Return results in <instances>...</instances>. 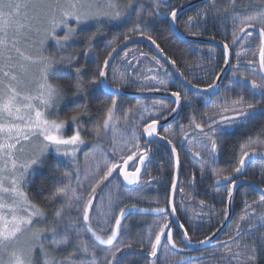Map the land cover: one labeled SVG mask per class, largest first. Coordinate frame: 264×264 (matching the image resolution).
<instances>
[{"label":"snow or ice","instance_id":"obj_1","mask_svg":"<svg viewBox=\"0 0 264 264\" xmlns=\"http://www.w3.org/2000/svg\"><path fill=\"white\" fill-rule=\"evenodd\" d=\"M161 3L165 9L163 13ZM182 7L183 5L180 8L171 7L168 10V0H160L151 8L146 7L144 0H126V3L122 0H0V264H124L118 254L133 248L132 243L121 239V221L129 206L125 204L120 207L119 215L113 216V193L119 190L120 185L116 184L100 195L99 201L94 205L97 190L101 185H105V182L111 184L110 178L117 174L127 185L136 186L135 191H140L141 173L142 170L147 172L152 152L149 145L153 143L154 138L171 146L175 168L179 171L181 161L177 146L167 135H160L158 125L162 120L177 114L182 101L188 102L189 98L187 95L182 96L179 91H172L170 95L174 98L175 107L154 103V111L148 112L150 118L147 121L144 115L140 116L142 123L139 128L142 130L139 135L134 130L131 137L125 139L122 133L120 141L113 135L111 155L102 151L99 159L93 156V166L82 170L76 154L85 139L79 127L73 134L64 135L68 121L59 118V108L66 99V89L59 81L70 80L73 73L75 74L74 97L86 96L88 90L98 84L109 86L106 69L113 53L117 52L118 45L111 48L103 66H98L91 74L92 78L85 83L86 66H74L77 59L75 55L65 60L63 57L57 59L47 54V43L54 40L57 46L63 49L65 43L76 35L80 25L89 22H95L97 25H102L103 22L126 23L131 20L133 12L136 15L130 29L133 33L144 35V29L149 24L145 19V12L148 16L167 15L171 21L169 28L172 29ZM209 16L221 23H231L233 44L242 38L247 41L253 36V32L258 34L259 44L257 51L252 53L254 57L258 55V60L243 61L251 75L239 72L242 55L239 51L235 54L237 60L234 67L237 70L231 73L237 82H242V86H250L248 91L255 103L246 100L243 92L237 93L235 98L225 95L214 103L209 101L212 108L200 122H197L195 117L190 120L188 128L196 134L189 144L194 141L200 146V150L195 151L194 155L201 157L203 151L209 157L207 161L201 157V174L204 173V164L216 162V154L221 147V136L228 129L245 127L257 113H264V0H248L246 4H242V0H223V7L219 6L216 0H212L206 9L197 12L194 17H188L186 30L204 22ZM70 21H74L75 25ZM60 29L64 30L63 36L57 34ZM100 31L101 28L98 27L97 33ZM97 33L87 38L86 43L89 46ZM188 35L200 33L188 31ZM131 38L130 35H125L124 41ZM146 38L158 52L163 53V49L152 36L148 35ZM223 51L224 63L227 65L228 43L223 44ZM128 55L129 52L125 51L122 60L127 61ZM141 56L146 54L141 53ZM151 59L159 69H163L157 57L153 56ZM169 62L175 67L174 60ZM223 71L224 69H221L220 73ZM220 73H216L213 83L202 90L198 84L187 78L186 84L192 89L207 92L218 87L215 81L220 79ZM179 74L183 77V73ZM164 75L169 76L170 73L164 70ZM115 80L114 75L113 84ZM143 81H155L159 86L147 87L142 84L141 91L167 90L165 79L158 75L144 76ZM117 106V99H112L104 112L102 123L93 130L98 140L102 138V132L104 135L110 130L115 132L118 121L114 112ZM78 118V115H72L70 119L75 124ZM180 128L184 139L187 140V130L182 125ZM141 137L148 139L142 144ZM253 143L249 138L248 143L240 145L239 159L230 174H221L212 169L217 183L223 181L228 185V204L232 202L238 175L245 169L246 161L250 162L252 157L264 159V148L253 146ZM50 147L55 148L58 157L70 159L76 176V187L73 188L69 172L52 171L55 184L46 199L49 205L59 201V206L52 210L51 220L47 219L48 207L34 200L29 188L31 177L38 169L48 164ZM43 187V184L39 186L41 192ZM172 190H176L175 178ZM261 193L259 200L244 201V214L227 234L228 238L219 242L221 247L217 251L222 255L217 264H260V256L264 252V188H261ZM131 207L135 208V205ZM93 211L95 223L90 215ZM151 211L162 219L158 223L154 239L153 233H149L150 250L146 253L152 258L149 264H158V251L161 249L164 251L165 264H170L168 246L170 245L171 249L177 247L173 240L171 221L165 208L157 207ZM175 213L176 208L173 206L171 215ZM223 214L227 219V208L223 210ZM111 219H114V225L106 227ZM179 227L182 229V238L191 245L192 238L184 223H180ZM215 234L213 232L211 236L196 243L205 245ZM162 238H165L163 242ZM37 251L40 253L39 261ZM182 262L183 257H180L177 264Z\"/></svg>","mask_w":264,"mask_h":264},{"label":"flooded vegetation","instance_id":"obj_2","mask_svg":"<svg viewBox=\"0 0 264 264\" xmlns=\"http://www.w3.org/2000/svg\"><path fill=\"white\" fill-rule=\"evenodd\" d=\"M173 1L172 4H169ZM175 1H179L175 6ZM195 0H169V9L171 7L180 8L181 5L192 3ZM158 3V2H156ZM212 0L207 1L204 4L195 6V8L189 9L200 12L206 9ZM161 7L164 8L162 4ZM196 12V13H197ZM185 13L179 15L183 16ZM178 16V18H179ZM167 18L169 27L170 17ZM186 20V19H185ZM185 20L183 22H185ZM210 23V24H209ZM178 24V25H177ZM186 24V23H185ZM199 27L193 26L186 30V27H182L181 21L175 22L177 31L184 37L200 38L202 40H210L216 43L218 46L206 45L204 43L183 42L173 33L170 29V34L173 39L181 42L175 54L170 52L168 55L161 53L164 60L152 51L151 48L144 45L146 48H137L134 46H142L141 44H134L131 47L121 51L120 54L112 61L111 66L107 72V79L109 86L118 91H128L136 93L155 92V91H141L142 84H146L147 87H157L155 81L145 82L144 76L158 75L165 79L167 83V90L162 89L161 93L170 94L172 91H179L181 95H187L188 102L182 101V106L178 110L177 114H174L167 125L158 126L160 135H167L177 146L179 153L181 167L179 171L175 168V158L171 154V146L165 141H161L158 138H154L153 143L149 145L152 152L150 153L151 160L147 164V172L142 170L141 173V185L140 191H135L136 186L127 185L123 183V178L114 174L110 181L105 182V185H101V188L97 190V200L94 201V205L99 201L100 195L108 192L114 185L119 184L118 191L113 193L115 198L114 215H119V208L124 207L127 204L129 207L126 209V215L122 218V235L121 238L128 240L132 243L133 248L125 250L119 256L122 261H129L133 258L132 264H149L152 259L146 255L149 249L148 239L149 233H154L158 228V223L162 219L155 212L151 211L157 207H163L167 210L169 220L171 221V227L173 231V240L177 247L170 249L171 262L170 264H177V260L183 257L182 264H217L220 261L222 253L217 251L221 247L220 241L226 240L227 234L232 230L237 222L238 218L244 214V201L249 202L259 200L262 193L261 188H264V159L257 157L246 165L242 174L238 175V184L234 189V195L231 204L227 203L225 182L221 181L217 183L216 178L212 174V169L221 174H230L232 169L236 166L239 159L240 147L235 145L234 154L228 156L229 139L236 135L237 143H241L242 140L248 138L243 144L248 143L249 138L254 142L253 146H259L264 148V134L252 135L248 133L251 130V126L255 125L259 119L264 120V113H257L255 118L250 120L245 127L231 128L221 136V147L216 154L215 163L204 164V173L201 174V157L203 160H209V157L205 152H201V157L194 155L195 151L200 150L199 144L194 141L189 144L192 137L196 134L192 129L188 128L192 117L196 118L197 122H200L205 117V113H208L212 108V103L216 102L218 98L225 95L236 97L237 93L243 92L245 99L255 103V99L252 98L248 91L250 86H242V83L232 77L231 73L237 70L236 65V52H241V64L239 72L243 75H251V71L247 69L243 61L248 59L258 60V55L253 56L252 53L257 51L259 44L258 34L253 32V36L245 41L243 38L238 40L237 43H232L233 28L231 23L222 24L214 19H207L201 22ZM188 31H198L200 35H188ZM147 39L146 36H142ZM140 36V38H142ZM138 38V37H132ZM130 40V39H129ZM148 40V39H147ZM123 42H125L123 40ZM121 42V43H123ZM120 43V44H121ZM229 44V63H224V51L223 44ZM119 46V45H118ZM134 47V48H132ZM174 49V50H176ZM173 50V49H172ZM125 51L129 52L127 61L122 60ZM141 53L146 56H141ZM153 56L157 57L160 64L163 65V69H159L155 62L151 59ZM167 58V59H166ZM169 60L176 62L175 67L172 66ZM130 62V63H129ZM103 64V63H102ZM103 66V65H102ZM149 69H152L150 72ZM224 69L222 73L220 70ZM164 70L170 73L169 76L164 75ZM225 72V73H224ZM183 73V77L179 74ZM220 73V76L224 73L223 77L215 81L218 85L216 89H209L207 92L198 91L187 86L185 78L192 80L193 83L199 85L202 90L206 88L208 84L213 83L215 80V74ZM116 80L113 84V76ZM99 86V84H98ZM99 92H102V87L99 86ZM106 95V94H104ZM108 96V95H107ZM112 99H117L118 106L114 112V115L118 120L124 118H132L134 121L132 125L128 126V129L124 132V138L131 137V133L136 131L139 135L142 129L139 125L142 123L140 120L141 107L148 112L154 111L153 104H165L170 107H175L173 101L174 98H155V99H138L129 98L125 96H108ZM211 101L212 103H210ZM142 102L143 104H139ZM123 111H126L123 113ZM141 113V114H140ZM145 121L150 117L144 116ZM166 120H162L160 123H165ZM121 123V122H120ZM183 126L188 132V139H184V133L181 131L180 126ZM207 131V129H205ZM103 135V151L110 153L111 142H108V137L112 141V135L110 132ZM107 136V137H106ZM147 140V137H141V143ZM159 140V141H158ZM161 141V142H160ZM108 144H110L108 146ZM170 146V148H169ZM131 170V169H130ZM193 174L195 178L193 179ZM155 177V179H151ZM176 180V190L173 198V206L176 208L175 215H171L169 208V201L171 196L172 182ZM150 181V183H145ZM253 185H251V184ZM107 185V187H106ZM183 189V192H181ZM219 189V191H217ZM135 205V208L131 206ZM259 209V206H256ZM227 208V219L224 218L223 210ZM142 209L147 211H141ZM93 211L90 215H94ZM175 217V219H174ZM111 226L114 225V219L110 221ZM180 223H184L185 228L189 232V236L192 238V244L188 245L182 238V229L179 227ZM224 226V228H222ZM219 229V231H217ZM215 232V236H212L211 240L205 245L197 244L196 241L204 240L205 237L211 236ZM247 235V232H245ZM165 238H162V242ZM141 245H143V251H141ZM162 250L158 251V264H165V256ZM124 262V261H123ZM222 264V262H221ZM260 264H264V252L260 256Z\"/></svg>","mask_w":264,"mask_h":264},{"label":"trees","instance_id":"obj_3","mask_svg":"<svg viewBox=\"0 0 264 264\" xmlns=\"http://www.w3.org/2000/svg\"><path fill=\"white\" fill-rule=\"evenodd\" d=\"M153 3L150 7H152L156 2L151 0ZM217 4L221 7H223V0H216ZM248 0H242V4H246ZM173 1H171L169 4H172ZM179 1H175L174 5L177 6ZM162 13L165 11L163 7H161ZM196 9L190 10L185 13L183 16H179L178 21H181L182 27L185 28V23L188 20V17L195 16L196 15ZM145 19L149 21L148 27L144 29V36H152L153 39L157 41V43L160 45V47L163 49V52L165 55H168V53H176L180 50H177L175 47H178L181 42L176 41L171 37L170 34V28L168 27L167 18L164 19V14L160 16H148L147 12L144 14ZM186 19V20H185ZM207 19H211V16H209ZM185 20V22H183ZM135 21V18H133L132 21L129 23L120 25L119 27L113 28V27H106L101 26V31L97 33V28L89 27L85 30L79 31V37L84 36L87 32L88 35L92 36L93 33H97L99 38L98 40L89 46L84 39L80 40L79 43L75 46L77 54L75 55L77 57L76 61L74 62V66L78 67L80 65L86 66V71L84 73V81L87 83L89 79L92 78L91 74L96 71L98 66H102L103 61L107 58V54L110 51L111 45H120L121 42L124 40L125 35L138 36L140 37L138 33H133L130 31V29L133 27V22ZM221 23V22H220ZM228 21H225L222 24H227ZM230 23V22H229ZM210 24V23H209ZM178 25V24H177ZM204 24L195 25L196 27H199ZM142 37V36H141ZM87 38V37H86ZM86 40V39H85ZM137 48H146L144 45L142 46H134ZM132 47V48H134ZM50 49V47H49ZM130 49V48H128ZM173 49V50H172ZM176 49V50H174ZM51 50V49H50ZM54 52H50V54H53ZM85 53H94L98 55V57L94 56V60L91 59L86 61V55ZM80 56H83L81 58ZM86 61V62H85ZM83 63V64H82ZM61 84L66 89V98L70 99V103L64 107L59 108V118L68 121L69 123L73 124L71 122V116L72 115H78V121L77 123L73 125H79L84 127L86 130H91L93 126H97L98 124L102 123L104 112L106 111L107 107L111 104V97H108L107 95H104L105 93L99 92L98 89L95 90L93 88H90L88 90V94L75 96V74L73 73V76L70 78V80H60ZM66 81V82H65ZM67 83V84H66ZM126 111H123L125 113ZM264 118V117H263ZM72 126V125H71ZM248 133H252V135L256 134H264V120L259 119L258 122L255 125L251 126V130ZM236 135L230 137L229 139V148H228V156H232L234 154L235 145L239 146L243 144L244 141H247L248 138H245L242 140L241 143H237L236 139H234ZM67 172V166L65 167V164L57 162L55 158L52 156H48V164L44 167L39 169L38 173H36L34 176H32V183L30 184V195L31 197L36 200L37 202L41 203L42 205L49 206L48 201L46 197L50 196V192L53 188V185L55 184V178L52 176L53 170H58V172L62 173L64 172V169ZM43 184V191H40L39 186ZM53 209L48 207V215L51 213Z\"/></svg>","mask_w":264,"mask_h":264},{"label":"rangeland","instance_id":"obj_4","mask_svg":"<svg viewBox=\"0 0 264 264\" xmlns=\"http://www.w3.org/2000/svg\"><path fill=\"white\" fill-rule=\"evenodd\" d=\"M122 2L126 3V0H122ZM144 3H145V5H146L147 8H151L150 6H151V4L153 2L151 0H144ZM133 18H135V20H136L135 12L132 13L131 20H129L126 23H129L130 21H132ZM70 23L73 24V25H75V22L74 21H70ZM126 23L125 22H120V23H107V22H103L102 25H97L95 22H89L88 24L80 25L77 28L76 35L71 40H69V41H67L65 43L63 49H60L57 46V44H56V42L54 40H49L48 43H47V49H48L47 54H49L50 52H54L53 54H50V55L55 56L57 59H60L61 57H63L66 60L69 56L76 55L77 54V51H76L75 46L77 45V43L80 42V40H82V38L84 39L83 41H85V43H86L87 38L90 37V35H88L89 32H87L84 36L79 37V35H78L79 34V31H81L83 29L85 30L86 28H89V27L96 28V27H101V26L116 28V27H119L120 25H123V24H126ZM57 34L60 35V36H63L64 30L63 29L58 30ZM135 37H138V36H135ZM98 38H99V36H98V34H96L95 35V38H94V40L92 41L91 44H94L95 45L94 41L96 42L98 40ZM113 46H115V45H111L110 47H113ZM49 47H50L51 50L49 49ZM110 51H111V48H110ZM91 56H92V59L93 60L95 59L94 56L98 57V55H96L94 53H87V55H86V61L89 60V59H91L90 58ZM80 57L83 58V56H80ZM59 83H61V81H59ZM98 88H99L98 85L95 86V87H93V89H95V90H97ZM70 102H71L70 99H68V97H67L63 101V103H61L60 109L66 107ZM139 104L142 105L143 103L140 102ZM145 109L143 107H141V113L144 116H148V111H144ZM116 119H117L118 123H116V125H115V132H113L111 130L109 132L112 135V138H113V135H115L116 139L118 141H120L121 140V134L122 133L124 134L125 130L128 129V126L132 125L134 121H132L133 120L132 118H124L122 121L121 120H118V118H116ZM77 127H79L81 129V134H82V136L85 139V143L83 145H80L79 146V151L76 154V159H77V161L79 163V167L83 170L86 167H90V166H93L94 165L95 161L93 160V156H95L96 159H99L100 158V154L103 151V146L105 145V142L103 141V135H102V138L99 139V140L95 137L93 130L97 126H93L91 128V130H86V129H84V127H82V125L81 126H79V125H73V124H71V123L68 122L66 124L65 129H64V135L67 136V135L73 134L74 130ZM131 135H132V133H131ZM107 141L108 142H111V140H110L109 137H108ZM109 145L110 144H108V146ZM48 156H52L53 158H55L57 160V162L63 163V165L65 164V167L67 166L68 172H69V174L71 176L72 187L75 188L76 187L75 169H74L73 166H71L70 159L69 158H65V157H58L57 154H56V152H55V148L54 147H50L49 148V154H48ZM61 168H63V167H61ZM38 171H39V169L36 171V173H38ZM64 172H67V171L64 169ZM82 174L83 173H81V175ZM31 179H32V177H31ZM58 206H59V201H57L55 204L49 205L48 207L49 208L51 207L52 209H54L55 207H58ZM51 214H52V211L48 215L47 219L51 220ZM75 214H76V212H75V210H73V215H75ZM113 215H114V210H113ZM92 217H93V222L95 223V213H94V215ZM101 226L102 227H105V225H103V224H101ZM106 227H109V228L111 227L110 222H109V224ZM121 239H123V238H121ZM126 241H128V240H126ZM162 254L164 255V251L163 250H162L161 255ZM118 255H120V254H118ZM39 259H40V253H39V251H37V260L39 261ZM123 261H124V264H132L133 258H130L129 261H125V259Z\"/></svg>","mask_w":264,"mask_h":264},{"label":"water","instance_id":"obj_5","mask_svg":"<svg viewBox=\"0 0 264 264\" xmlns=\"http://www.w3.org/2000/svg\"><path fill=\"white\" fill-rule=\"evenodd\" d=\"M155 2H160V0H154ZM169 1V0H168ZM207 1L209 0H195L193 1L192 3H189V4H186L184 5V7H182V9L180 10V12L178 13V16L185 13V11L189 10V9H192V8H195V6H198L200 4H204L206 3ZM162 5V3H161ZM171 23V21L169 20V24ZM172 33H173V36H176L178 39H181L183 42H200V43H204L206 45L210 44V45H214V46H218L216 45V43H214L213 41H210V40H202L200 38H191V37H184L182 36L178 31H177V28L174 27L171 29ZM134 44H144L146 45L147 47L151 48L152 51H155L156 54L160 57L161 60H164V57L163 55L158 52V50L155 48V46L147 39L145 38H131L130 40H127L126 42H123L121 43L118 47H117V52L116 53H113V57L112 59L110 60L109 62V67L106 69V72H108L110 66H111V63L112 61L120 54L121 51L125 50L126 48L128 47H131V45H134ZM169 62V61H168ZM225 73V72H224ZM224 73L220 76V79L223 77ZM219 79V81H220ZM235 79V78H234ZM236 80V79H235ZM242 83V82H240ZM99 86L102 87V91L108 95V96H113V95H116V96H125V97H129V98H138V99H155V98H169L170 94H164V93H161V92H144V93H136V92H128V91H118V90H115L112 88V86H105L103 84H99ZM175 116H171L169 117L165 123H160L158 126H164V125H167V123L172 119L174 118ZM148 139V138H147ZM159 141V140H158ZM161 142V141H160ZM170 148V146H169ZM253 159L257 158V157H252ZM252 160V159H251ZM249 162L246 161V165L248 164ZM245 170V169H244ZM124 184H127V182L123 181ZM177 183V182H176ZM251 184V183H250ZM252 185V184H251ZM253 186V185H252ZM171 196H170V201H169V208H170V212H171V208L173 207V198H174V195L175 193L173 192V190L171 189ZM175 219V217H174ZM225 225H223L222 228H224Z\"/></svg>","mask_w":264,"mask_h":264}]
</instances>
